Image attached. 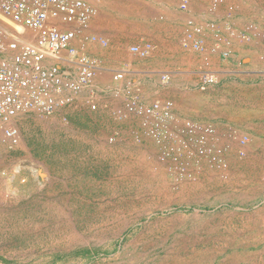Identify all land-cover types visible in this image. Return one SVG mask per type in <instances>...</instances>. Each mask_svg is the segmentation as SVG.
Wrapping results in <instances>:
<instances>
[{
  "label": "rangeland",
  "instance_id": "1",
  "mask_svg": "<svg viewBox=\"0 0 264 264\" xmlns=\"http://www.w3.org/2000/svg\"><path fill=\"white\" fill-rule=\"evenodd\" d=\"M87 1L90 30L107 39L83 47L93 80L49 116L19 114L18 145L0 135V264H264V0H240L262 24L245 23L261 36L232 38L253 43L236 54L214 36L203 51L185 48L183 22L195 19L171 10L180 0ZM143 42L147 57L129 51ZM203 69L215 83H201ZM129 94L170 99L178 116L212 125L228 169L203 163L175 181L139 119L115 114ZM231 130L248 136L243 156Z\"/></svg>",
  "mask_w": 264,
  "mask_h": 264
},
{
  "label": "built area",
  "instance_id": "2",
  "mask_svg": "<svg viewBox=\"0 0 264 264\" xmlns=\"http://www.w3.org/2000/svg\"><path fill=\"white\" fill-rule=\"evenodd\" d=\"M207 2L210 12L224 4V0ZM188 6V0L179 1L181 10ZM96 13V7L87 0H0V135L9 148L19 143V130L14 124L19 114L32 111L49 116L71 103L73 96L93 80L97 63L83 47L107 45L104 36L90 30ZM4 24L20 27L22 31H10ZM186 24L188 28L182 39L185 48L203 51L205 29L212 31L218 41L222 38L212 21L197 25L188 19ZM227 31L228 38H222L226 46L231 38L248 41L261 36L253 23L239 31L230 27ZM153 49L150 42L129 47L131 53L141 58ZM216 49L218 45L212 47L213 52ZM227 54V51L221 53L223 57ZM113 78L121 79L122 73ZM200 80L203 85H211L216 82V74L208 69L200 70ZM90 106L94 109L96 105ZM115 114L139 119L141 133L154 144L157 157L169 164L175 181L189 177L203 163L216 171L228 169L227 147L219 142L215 128L178 116L170 99L144 103L137 95L129 94ZM225 138L236 143L239 156L244 155L246 134L231 130ZM114 140V136L108 138L109 142Z\"/></svg>",
  "mask_w": 264,
  "mask_h": 264
},
{
  "label": "crops",
  "instance_id": "3",
  "mask_svg": "<svg viewBox=\"0 0 264 264\" xmlns=\"http://www.w3.org/2000/svg\"><path fill=\"white\" fill-rule=\"evenodd\" d=\"M163 1V0H162ZM189 4H194L196 6L195 12L189 9V6L186 10H181L174 2L171 6V10L175 11V13H183L187 16H194L195 24L197 25H205L208 21H212L216 23L217 26L221 27L222 38H228L227 28L230 27L234 30H241L247 21H255L258 24H262L256 14L253 12H245L243 6H241L240 0H224V4L221 5L217 11L210 12L208 11V2L207 0H188ZM250 6L254 8V6H258L257 0H250ZM163 4H160L159 7H163ZM253 11V10H251ZM183 17V15H182ZM188 20V19H187ZM183 26L187 29L188 26L185 22H183ZM258 26V25H257ZM262 31V30H261ZM203 40L206 46H211L216 41L214 33L208 29H205L203 32ZM254 41V39H252ZM253 44L251 42H241L235 41L231 38L230 47L232 49V54H236L237 52H244V48L242 45ZM229 47V48H230ZM245 60V59H244ZM243 60V61H244Z\"/></svg>",
  "mask_w": 264,
  "mask_h": 264
},
{
  "label": "bare ground",
  "instance_id": "4",
  "mask_svg": "<svg viewBox=\"0 0 264 264\" xmlns=\"http://www.w3.org/2000/svg\"><path fill=\"white\" fill-rule=\"evenodd\" d=\"M11 28H13V30L19 32V31L15 28V26H11ZM18 28L20 29V27H18ZM21 29H22V28H21ZM20 32H21V31H20Z\"/></svg>",
  "mask_w": 264,
  "mask_h": 264
}]
</instances>
